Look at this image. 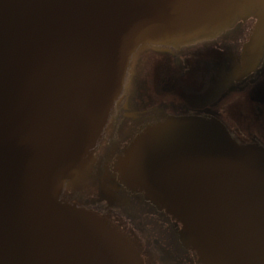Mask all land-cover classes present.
<instances>
[{
    "label": "water",
    "instance_id": "1",
    "mask_svg": "<svg viewBox=\"0 0 264 264\" xmlns=\"http://www.w3.org/2000/svg\"><path fill=\"white\" fill-rule=\"evenodd\" d=\"M238 21L245 67L263 50L264 0H0V264H150L119 216L69 198L94 182L167 219L194 264H264V147L198 115L103 137L150 45Z\"/></svg>",
    "mask_w": 264,
    "mask_h": 264
},
{
    "label": "flooded vegetation",
    "instance_id": "2",
    "mask_svg": "<svg viewBox=\"0 0 264 264\" xmlns=\"http://www.w3.org/2000/svg\"><path fill=\"white\" fill-rule=\"evenodd\" d=\"M248 26L238 21L213 39L150 45L127 72L105 146L146 115L170 114L214 117L236 142L264 147V46L256 63L243 67L238 60ZM119 195L105 199L94 182L69 198L119 216L144 243L150 264H194L167 219L142 200Z\"/></svg>",
    "mask_w": 264,
    "mask_h": 264
},
{
    "label": "rangeland",
    "instance_id": "3",
    "mask_svg": "<svg viewBox=\"0 0 264 264\" xmlns=\"http://www.w3.org/2000/svg\"><path fill=\"white\" fill-rule=\"evenodd\" d=\"M172 253H176V252L172 249Z\"/></svg>",
    "mask_w": 264,
    "mask_h": 264
}]
</instances>
